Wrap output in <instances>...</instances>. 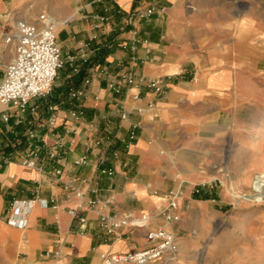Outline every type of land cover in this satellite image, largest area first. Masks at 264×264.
Returning a JSON list of instances; mask_svg holds the SVG:
<instances>
[{
	"label": "crops",
	"instance_id": "0c3cea01",
	"mask_svg": "<svg viewBox=\"0 0 264 264\" xmlns=\"http://www.w3.org/2000/svg\"><path fill=\"white\" fill-rule=\"evenodd\" d=\"M150 8L156 10L150 17L133 16ZM42 13L59 21L77 17L59 28L65 65L36 105L43 155L62 146L47 171L62 169L63 182L87 181L78 183L85 203L112 200L106 213L157 214L168 206V193L179 191V254L196 255L210 225L231 207L228 194L212 185L217 164L225 161L234 171V161L260 143L264 0H0V54L2 35L16 19ZM11 59L8 51L0 60V82ZM71 91L84 96L72 99ZM8 110L0 107V118ZM8 129L0 121V149L12 158L0 167V264H103L102 253L146 246L149 228L107 236L99 224L102 204L88 211L81 228L68 214L77 200L63 184L41 183L40 173L23 166L32 147L27 124L17 129L23 140L17 147ZM84 156L89 165L75 166ZM37 195L56 199L57 208L36 205L26 229L10 226L13 201ZM163 224L156 218L150 228Z\"/></svg>",
	"mask_w": 264,
	"mask_h": 264
},
{
	"label": "built area",
	"instance_id": "2783aa9c",
	"mask_svg": "<svg viewBox=\"0 0 264 264\" xmlns=\"http://www.w3.org/2000/svg\"><path fill=\"white\" fill-rule=\"evenodd\" d=\"M93 1L102 2L104 0ZM155 11V8H150L147 11L138 10L133 16L142 19L152 16ZM76 18L74 15L64 21H59L47 13H42L33 20L16 19L13 30L10 33H3L4 50L0 54V60L8 51L12 53V59L5 66V76L0 82V107L9 109L8 112L1 115L0 121L7 125L8 132L14 135L15 147L22 145L23 142L17 129L27 124L26 138L32 147L28 157L23 160V166L40 173L41 183L47 181L54 186L63 184L62 187L67 197L77 200L76 207L69 209L68 214L73 220L78 221L81 228L85 227L88 221V211L101 204L99 224L107 236L120 239L124 229L134 232L149 228L145 237L147 244L144 248L126 253H102L103 264H173L177 261L180 251L179 237L174 229V226L181 221L182 196L179 191L172 190L168 193V206L157 214L141 213L137 215L133 211L106 213L105 210L112 204V200L106 202L94 200L85 203L84 193L78 187V183L86 184L87 181L75 177L68 182H63L64 171L62 169H55L53 172L47 171L48 164L58 161L62 146L54 147L43 155V140L39 139L36 130L43 125V122L38 116L36 105L38 101L52 92L59 72L65 65L58 38L59 28L69 25ZM127 81L129 84L134 83L132 77ZM149 86L158 93L162 92L159 81H152ZM70 96L72 99H78L83 97L84 93L83 91H71ZM11 109L17 111L15 116L10 113ZM71 116L77 118L78 114L73 112ZM131 138L134 139L135 134H132ZM10 163H12V158L9 155H3L0 149V167ZM89 163V158L84 156L75 161V166H87ZM105 163L103 158L98 160L100 166ZM103 173L113 175L111 170H104ZM261 184H264V175H259L255 180V196L261 193L259 188ZM36 205L57 208L54 198L41 199L37 195L32 200H15L10 207L8 224L17 229H26L28 218ZM156 218H161L164 224L150 228L151 222Z\"/></svg>",
	"mask_w": 264,
	"mask_h": 264
},
{
	"label": "rangeland",
	"instance_id": "374dc122",
	"mask_svg": "<svg viewBox=\"0 0 264 264\" xmlns=\"http://www.w3.org/2000/svg\"><path fill=\"white\" fill-rule=\"evenodd\" d=\"M260 131V143L234 161V171L225 161L217 164L212 185L228 194L231 207L210 225V238L196 255L179 254L173 264H264V197L254 192L256 178L264 175V128Z\"/></svg>",
	"mask_w": 264,
	"mask_h": 264
},
{
	"label": "bare ground",
	"instance_id": "6f19581e",
	"mask_svg": "<svg viewBox=\"0 0 264 264\" xmlns=\"http://www.w3.org/2000/svg\"><path fill=\"white\" fill-rule=\"evenodd\" d=\"M261 193L258 195V197H264V184H261V186H259Z\"/></svg>",
	"mask_w": 264,
	"mask_h": 264
}]
</instances>
